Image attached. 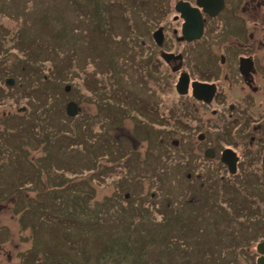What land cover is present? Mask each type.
<instances>
[{
    "label": "rangeland",
    "instance_id": "1",
    "mask_svg": "<svg viewBox=\"0 0 264 264\" xmlns=\"http://www.w3.org/2000/svg\"><path fill=\"white\" fill-rule=\"evenodd\" d=\"M35 1L31 5L37 9L33 11L27 0H0V7L4 10L14 6V2L21 5V11H29V13H20L27 18L28 23L26 26L20 16L17 22H15L14 20L6 19L0 14V23L4 25L7 32L10 31V36L12 35L11 31L16 30L23 24L25 26L22 32L24 40L27 44L31 43L37 46V55L34 58L36 64H32V66L26 65L25 70V68L22 69L24 65L23 61L18 62L22 49L20 48L19 53L17 49L12 48L13 45L9 40L6 41L5 38H0V42L4 41L8 46L9 56L4 61H6L8 67L19 65L13 71L23 83L21 88L12 94L16 95L18 93L20 96V99H16L14 111L19 106L31 107L25 113H21L22 119L19 116H4L2 118L3 113L8 111L13 105L8 106L7 103H11L8 99L0 103V207L3 206L0 209V264H132L130 258H123L117 252L133 257L135 254L129 252L128 247H126L128 243L140 247V241L142 242L150 233L158 232L157 229L164 231V227L160 225L163 221H161L160 216H157V211L153 208L156 206L155 203L157 201L162 200V196L165 194L163 191L165 184L159 188L158 186L162 183L159 178L154 177V175L149 177L147 173H143V176H140V181L144 183L142 194L145 193L147 199H144L143 203L148 213L142 216L136 213L129 216V210H126L127 215L121 221L120 213L125 212V210L121 209L115 212L117 220L114 221L112 208H107L102 204L101 200L112 194L113 186L110 181L121 174L117 173L112 176L111 173L109 178H99V174L94 175L91 171V168L95 166L96 158H94V152L90 144H96L86 141L82 136L76 137V132L69 127L67 128L64 121L61 120L64 104V97L61 91H63V84L67 80H70L75 86L80 84V75L77 74V55L81 56L83 61L84 55L92 54V52L99 53V57L101 58L97 62L101 66L108 62V55L105 53L107 50L113 51L118 56L126 52V47L123 45L114 46L109 39L104 41L98 40L99 37H95L97 31H94V29L109 27L111 28L109 31L112 32L113 27L116 30V34L124 32L128 28L127 19L131 18L136 20L135 26L137 29L143 32L145 25L142 22L143 19L138 14L139 10L133 13L130 11L131 7L136 4L148 5V8L144 7L142 10L147 8L148 13L159 12L151 6V0H116L115 3L113 0H102L104 5L109 9L108 13L105 16L101 13H94L91 17V22H89L86 16L81 18L73 12L72 7L75 6V0ZM77 1L80 5H84L82 6L83 10H85V12L83 11L84 13L92 9V2L89 0ZM152 1L157 2V0ZM241 1L243 3V0ZM242 3H238L237 13L243 14L246 27L249 30H253V42L259 48L258 56L264 59V4L255 8L249 6L243 9ZM114 4L115 6L112 7ZM1 8L0 13L7 12H1ZM141 12L147 13L145 11ZM154 17V15L146 14V20L148 21H151ZM169 22H171L170 19L165 22V25ZM83 23L88 35L82 39L89 38L88 44H86V40L72 38L73 34L77 35L73 31L71 33L70 31L69 33L68 31L64 32V36H66L63 37L64 41L60 36L59 40L52 38L51 41L49 40L50 42L47 41L49 34H59L61 27H70V29L72 28L79 32L83 28ZM42 41H45L44 43L47 44H55L58 50L54 52L53 49L55 47L51 51L48 48V54L52 52L56 57L51 58L50 56H46V53L43 52ZM164 48L171 51H187L190 49V45L181 42L179 44L167 42L164 44ZM62 50L67 51L71 55L72 67L69 72V57H65V62L63 63L57 58V56H61ZM86 59L88 58L86 57ZM0 64H2L1 61ZM52 69L54 76L48 82L50 85L46 86L44 74ZM55 72L58 74V78ZM66 74L67 76H65ZM65 77L67 78L64 79ZM122 77L125 78L124 75ZM115 78L122 79L121 77ZM131 82H134V80L131 79ZM133 90L136 93L141 91L135 84ZM260 94L261 102V100L264 101L263 90H261ZM79 106L84 112L91 113L92 110H95L93 105L86 103H81ZM45 109L48 111L46 112ZM80 118L85 120L84 116H80ZM88 119L91 125V117L89 116ZM91 128L94 129L93 125ZM124 131L120 134L125 133ZM108 132L112 136V140H115V136L120 135L119 131L113 132L110 130ZM44 133L47 135L46 138H43ZM57 133L59 134L58 136ZM36 135L38 138L35 143L34 139H36ZM109 135L104 136L102 134L101 137L108 138L110 141L111 136ZM55 136L60 138H55ZM131 139L132 143L128 144L136 146L138 141L133 138ZM80 141L82 146L77 148L76 144ZM208 141L210 140L208 139ZM40 142L43 143L39 145ZM165 148L166 152L169 153L167 155L168 161L173 163V158L176 156L173 153L174 149L169 146ZM216 148L218 147L216 146ZM100 163L103 166L101 168L102 172H112V167L111 171L106 170L112 164V160L107 161L104 156L100 159ZM117 170L120 171V169ZM70 171H73V174ZM157 171L160 176L164 177L166 175V173L161 172L159 169ZM256 171L259 172V170ZM125 174L131 175L132 173L128 171ZM69 176L72 179H68ZM82 179L86 180L84 186L80 183ZM164 180H167V178H164ZM248 180H245L246 183ZM213 182L214 179L212 178L206 181L207 189L212 186ZM166 183L172 188V191L174 190L178 193V199L172 202L173 206L177 207L181 205L184 199H190L191 201L196 199L191 197L192 193H189L188 189L184 188V186H177L173 178L166 181ZM90 186L93 188V192ZM129 186L132 190L133 184L131 183ZM216 188L217 190L221 189L222 183L218 184ZM137 189L139 187H136L135 191ZM207 189L202 188L200 194L201 197L205 198L204 203L202 202L197 205L203 216L207 215L205 211L206 207H225L227 204L231 207L235 206L234 196L231 201L227 202V199L221 197L222 193L214 190V195L209 198L206 196ZM149 192H153L156 196H160V198H156L154 200L155 203L150 201V194L149 198L147 195ZM239 195L243 197L241 192ZM259 195L264 201V185L259 189ZM73 201L75 205L71 209L70 207H65L63 204L72 206L71 203ZM263 201H259L261 205ZM219 202H222L221 206L218 204ZM188 204L183 205L181 208L185 213H187ZM215 208L220 209L218 207ZM224 209L226 213L224 216H221L219 213L220 218L213 220L209 218L208 221L204 218L205 225H202L201 221L194 222L193 218H191L188 222L192 223L193 221L194 224L199 225L195 232L194 229H189L188 233L182 234V232L175 230L174 235L171 237L184 238L186 245L193 246V244L197 245V242H200L199 239H203L200 237H202L201 233L204 232L209 233V235H217L221 234V230H223V239L227 238V235L230 238L236 233L239 236L240 229L242 234L248 231L249 240L253 239V236L262 235L260 231L254 232L250 219L246 218L245 223L240 225L239 221L242 222V219L237 218L234 220L232 214V218H228V211L226 208ZM78 214L82 218H79ZM186 215L189 216L190 214ZM130 217L135 224L132 232L133 237L129 235L131 232L128 230V222L126 221ZM173 226H175V229L179 228V225L175 222ZM203 226H208V228L204 231L201 228ZM260 226L263 227L261 224ZM128 236L131 239H128ZM213 237L210 236L209 239L203 240L202 245L211 243L214 239ZM134 238L135 241L133 240ZM185 243L182 242V244ZM148 245L146 248L148 251L147 255L142 258V262L144 260L153 262L156 258L157 250L163 248L162 245L164 244L152 242ZM246 246L249 245L246 244ZM103 247H107L108 250L105 254H103ZM187 247L184 248L189 251L190 248ZM251 248L249 246L247 251L251 252ZM194 255L195 259L192 262L196 264L198 263L196 259V255H199L198 249L195 254H192V257ZM252 257L248 256L247 258L252 262L251 264H255L252 261ZM161 259L163 260L162 264H165L166 260L163 257ZM170 261H173L171 264H177L172 258ZM236 261L237 264H248L246 260L245 262L243 261V258H236ZM205 264H213V261L209 259Z\"/></svg>",
    "mask_w": 264,
    "mask_h": 264
},
{
    "label": "flooded vegetation",
    "instance_id": "2",
    "mask_svg": "<svg viewBox=\"0 0 264 264\" xmlns=\"http://www.w3.org/2000/svg\"><path fill=\"white\" fill-rule=\"evenodd\" d=\"M188 1L192 4L195 2ZM232 1H234L232 9L229 11L223 9L224 11L213 16L202 13L204 17L202 36L190 42L184 40L181 42L190 45L187 51H171L164 48L165 43H175L174 41L180 37L178 30L181 28L182 19L178 17V13H173L172 16L175 23L169 22L162 26L163 40L160 44L152 39L153 31L150 30L149 34L145 29L141 43L142 45L147 43L146 47L141 45L144 49L142 52L136 51L134 46L129 44L132 46L133 54L131 62L140 55L145 63V70L139 74L149 75L144 76L143 82L139 81V77L133 79L134 82L129 87L125 99L116 97L112 100V131H119L120 134L125 130L123 134L117 136L114 134V139L119 144L113 145L114 158L129 151L131 154L129 167L138 169L141 165L138 161L140 158L146 159L148 147L162 152H165L166 146L174 149L175 162L169 164L162 160L158 168L166 173L167 180L173 178L177 186H184L192 193L191 197L196 198L193 201L184 199L181 205L174 206L175 212H182L181 208L186 203L191 206L204 203L205 198L200 194L202 188L207 189L206 181L210 178L214 179L213 184L220 179L221 183L228 185L225 187L228 192L234 185L231 184L233 180L236 179L240 185L243 177H251L253 178L251 197L254 200L260 199V178L264 180V101L260 102L259 96L261 90L264 92L262 63L264 59L258 56L259 48L253 42V30L246 27L243 14L237 13L238 6L235 8V2L242 1ZM263 2L264 0L248 2L243 0L242 8L246 9L249 6L255 8ZM5 14L6 17H9V14L12 17L18 15ZM11 32L10 36V31L7 32L4 25L0 24V35L5 34L6 41L11 42L12 48L18 49L17 38L14 37L13 31ZM7 47V43L0 42V61L9 56L8 50L5 51ZM163 50L182 55L181 59L170 61L168 65L177 70L178 74L181 72L188 74V83L186 86L182 85L185 92H175L176 98L167 109L160 105L163 99L159 98V90L150 99L143 100L136 96L137 103L125 104L133 95H137L133 90L134 84L144 90L147 88L155 90L156 86L161 88L162 84L164 85L162 63L156 59ZM126 77L128 80L131 74H127ZM148 78H151L154 85ZM194 81L213 84L214 94L208 96L209 87L199 90V95L198 92L193 94ZM167 85L170 86V83ZM196 95L201 98L198 99ZM11 114V110H8L7 115ZM131 138L138 141L136 146L128 144L132 143ZM226 148L233 150L237 157L234 172L231 174L228 164L222 161L221 154ZM231 157L232 153H227V158ZM151 168L152 171L158 172L153 165ZM133 169L129 170L132 174L136 171ZM206 196L209 198L213 196L211 187L207 189ZM256 207L255 215L263 214L260 209H264V204ZM224 208L229 209V206ZM231 213L233 214V211Z\"/></svg>",
    "mask_w": 264,
    "mask_h": 264
},
{
    "label": "trees",
    "instance_id": "3",
    "mask_svg": "<svg viewBox=\"0 0 264 264\" xmlns=\"http://www.w3.org/2000/svg\"><path fill=\"white\" fill-rule=\"evenodd\" d=\"M91 2L94 3V7L93 9L97 12V13H102L103 11H106L108 13L109 9L104 6L101 5L102 0H90ZM100 56L98 53H94L93 55V59H96V56ZM30 56H33L32 54ZM46 56H48L46 54ZM101 57H98V59H100ZM24 65L22 66V69L25 68L26 70V65H31L32 64H36V61L34 58L29 57L27 60L23 61ZM104 65L99 66V62L96 64L95 70L92 71L91 73H87L85 74L83 81L78 85V86H73L71 85V83H69V93L68 96H73L74 98H77L79 100L81 91H83L84 93L87 92L86 94H84V98L91 102L92 104H94V106L100 111V115L101 117H97L95 120V127L94 129L91 128L92 123L90 125V120L88 119V117H85V120H82L83 118L79 117H75V118H63L62 117V113H61V120L64 121L66 127L71 128L74 132H76V137H83L86 141H89L93 144L96 145H91V148H94V151L97 152L99 154V156H105L106 154L108 155V160H112L113 161V157H112V148L114 147L112 145V136L109 135L108 131L112 130V96L110 98L106 97L104 93L100 92L98 95H96V99H94V92H99L97 89V84H96V78L95 75L97 74L99 69H102ZM56 74V72H55ZM52 76H54V72L53 69L50 71H47L44 74V79L46 81V86L50 85L48 82H50V79H52ZM57 78L59 77L58 74H56ZM66 84H64L65 86ZM109 88V87H108ZM111 88V87H110ZM50 90V89H49ZM64 92V91H61ZM89 93V94H88ZM46 110V109H45ZM48 110H46L47 112ZM93 119H91L92 121ZM57 126V125H56ZM25 127V126H23ZM22 127V129H23ZM58 127V126H57ZM27 130V129H26ZM109 135L111 136V140L109 141L108 138H102L101 135ZM59 134L57 133V136ZM44 136V137H43ZM43 138H46V133L43 134ZM55 136V138L57 137ZM37 137V135H36ZM35 137V138H36ZM60 138V137H57ZM40 139V138H39ZM32 140V139H31ZM115 144V141H113ZM42 143V142H40ZM39 143V144H40ZM67 143V142H66ZM111 143V145H110ZM68 144V143H67ZM80 144V145H79ZM77 148L82 146L81 141L76 144ZM150 148V147H148ZM149 156H147L146 160H149ZM167 163L171 164L169 161L165 160ZM76 170V169H73ZM130 169H127V172ZM134 170V169H133ZM71 174H73V171H70ZM77 177V176H76ZM134 176L133 174H131L130 176H123L120 180H117L115 185L118 187V191L122 192V189L124 188L125 184L126 185H130L131 183H134ZM68 179H72V177H68ZM80 183H82V185L84 186L86 183L85 179L80 180ZM88 183V181H87ZM251 183H253V181H251ZM251 185V184H250ZM88 187V186H85ZM91 187V186H90ZM139 187V186H138ZM92 188V187H91ZM124 190V189H123ZM128 190V188H127ZM163 191L165 192V194H168L166 199L167 201H170L171 203L176 201L178 198V193L176 191H171L170 187L168 186V184L165 185V187L163 188ZM92 192H93V188H92ZM129 198L125 200V203L128 204L129 206H123V208L121 209H128L129 210V216H132L135 209L137 208L138 211H141L144 215L145 213H148L146 210H142V208L140 206H136L137 202L142 201L144 198L143 197H139L138 201L135 202L134 199V195L136 196L137 193L142 192V186L139 187V189H137L136 191L134 190V192L129 191ZM136 192V193H135ZM175 192V193H174ZM164 194V195H165ZM162 196L165 198V196ZM121 196V195H120ZM234 196L235 200V206H230L227 204V206H229V209H227V216L228 218H232L233 215V219L236 220L237 218L242 219L239 224L242 225V223H245L246 218L250 219L252 221V225H253V230L254 232L260 231L262 232V230L264 229V209L261 208L260 211L261 213L263 212V214H259L257 213V215H255L256 211H254L257 207L252 205V202L250 203V199L249 197H242L238 194V192L236 191V189H230L228 192H224L221 194V197H223L224 199H227L228 201H231L232 197ZM215 199V198H213ZM245 199H247V201H245ZM227 201V202H228ZM135 202V204H134ZM102 204L105 205L107 208L111 207L113 210H121L119 209V204H118V200L116 199H112V198H105L102 201ZM188 204V203H186ZM219 204V203H218ZM72 206H68L67 204L64 203L65 207H70L73 208L75 203L74 201L71 203ZM193 205V204H192ZM220 205V204H219ZM221 206V205H220ZM215 207L220 208L219 210ZM211 206V207H206L205 211L207 213L206 216H203L200 212V210L198 209V206L194 205H187V213H185L183 210L182 212L176 211L173 212L174 207H172V209H168V213L166 210L167 209H161V211L164 213V218L165 220H162L163 223H161L160 225H162L164 227V231H160V229H157L158 232L156 233H150V235L145 238L144 240H142V243L140 241L139 245L140 247L137 246H133L132 244H127L126 247H128L129 252L134 253L135 255L132 256H125L124 253H120L117 252L118 255L122 256L123 258H130V262L132 264H162V257L167 260L168 259V264H171L173 261H170V259H174L177 264H194L192 261L195 259V255L192 257V254L196 253L197 249H198V254L196 255V259L198 260V263L196 264H205V262H207V260L211 259V261H213V264H227V254L228 251L230 250V244L231 248L233 249V243H236L238 245H246V244H250L253 240H255L258 236H253V239L249 240V236L247 235L248 231L246 233L242 234V231L240 229V235H236L234 234L233 236H231L229 238V236L227 237L226 242L224 245H221V243H219V240L221 238H218V234H212L209 235V233H201L203 238L202 240L199 239V241L201 242H197V245L191 246V245H186L185 243V239H183V242L185 243L186 246H188L187 248H190L189 251H187L186 248H184V245L182 244V242H176L173 243L171 242L170 237L172 235H174L175 232V226H173V223L175 222L176 224L179 225V228L181 229V231L183 232V234L188 233L189 229H194V232L196 231V228L199 227V225L194 224V222H200L202 223V225H205V221L203 220L204 218L207 219V221L210 219H215V218H220L221 216H224V214L226 213L224 207H219V206ZM236 207V209H235ZM238 207V209H237ZM232 208V210L230 209ZM233 211V214L231 213ZM190 214L189 216H187L186 214ZM219 213L221 216H219ZM173 214V215H172ZM232 214V215H231ZM100 215V214H99ZM79 218H82V216H80V214H78ZM191 218H193L192 223L188 222V220H190ZM99 219H101L99 217ZM114 220V218H113ZM117 220V215L115 213V220ZM261 220V221H260ZM126 221L128 222V230L129 232H131L129 235L131 237L132 236V232L134 229V224L133 226H131V222L133 221L132 218H128L126 219ZM187 222V224H186ZM158 224V223H156ZM263 225V227L260 226ZM159 225V224H158ZM159 225V226H160ZM202 230L205 231V229L208 228V226H203L201 227ZM162 230V229H161ZM180 231V232H181ZM179 232V231H178ZM223 230H221V237H222V241H224L223 239ZM233 234V233H232ZM200 235V236H201ZM210 236H214L213 240L211 241V243L207 244V245H202L203 240L205 239H209ZM260 236V235H259ZM128 239H131L128 236ZM259 239V238H258ZM115 240V239H113ZM135 241V238L133 239ZM152 242H156V243H160V244H164L162 245L163 248H159L157 250V255L156 258L152 261H146L144 260L142 262V258L147 255V247L149 246L148 244H151ZM188 244V243H187ZM136 247V248H135ZM134 248V249H133ZM242 249V248H240ZM228 250V251H227ZM176 251V253H175ZM227 251V253L225 254L224 257H220V253H223ZM106 252H108L107 247H103V254H105ZM243 252V250H242ZM126 254H128L127 252H125ZM112 255V252H111ZM243 257L247 258V253L246 255L243 252ZM115 258V257H114ZM234 260V259H233ZM166 264V263H165Z\"/></svg>",
    "mask_w": 264,
    "mask_h": 264
},
{
    "label": "water",
    "instance_id": "4",
    "mask_svg": "<svg viewBox=\"0 0 264 264\" xmlns=\"http://www.w3.org/2000/svg\"><path fill=\"white\" fill-rule=\"evenodd\" d=\"M205 1H208V0H202L200 3L199 2H197V3L201 5V4H205ZM177 10L181 11L182 16L186 20L183 23V34L186 35V38L190 39V38H193L194 36L195 37L198 36L200 34V29L197 28L198 27V20H197V18H194V16H192L190 14V13H196V12H194L195 8L189 6V4L187 2L186 3L178 2L177 3ZM195 29H197L196 35L193 34ZM7 82L12 83V81H9V80H7ZM66 113L70 116H74L77 113V106H76L75 102L70 101L67 103ZM228 151L229 150H225L223 155L225 156V154ZM222 158H223V160H225L224 157H222ZM257 248H258V251L260 253H262V254L264 253V243L258 244ZM257 264H264V256H260L257 259Z\"/></svg>",
    "mask_w": 264,
    "mask_h": 264
},
{
    "label": "bare ground",
    "instance_id": "5",
    "mask_svg": "<svg viewBox=\"0 0 264 264\" xmlns=\"http://www.w3.org/2000/svg\"><path fill=\"white\" fill-rule=\"evenodd\" d=\"M157 12H159V11L157 10ZM151 14H165V13L159 12V13H151Z\"/></svg>",
    "mask_w": 264,
    "mask_h": 264
}]
</instances>
